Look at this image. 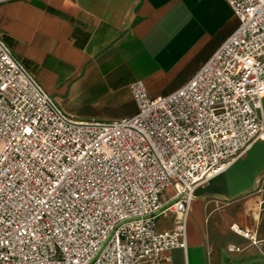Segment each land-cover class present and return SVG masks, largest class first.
I'll use <instances>...</instances> for the list:
<instances>
[{"label": "built area", "instance_id": "built-area-1", "mask_svg": "<svg viewBox=\"0 0 264 264\" xmlns=\"http://www.w3.org/2000/svg\"><path fill=\"white\" fill-rule=\"evenodd\" d=\"M226 1L238 26L199 70L156 97L133 82L137 111L116 121L64 113L0 30V264H173L187 250L198 187L264 139V0Z\"/></svg>", "mask_w": 264, "mask_h": 264}, {"label": "crops", "instance_id": "crops-1", "mask_svg": "<svg viewBox=\"0 0 264 264\" xmlns=\"http://www.w3.org/2000/svg\"><path fill=\"white\" fill-rule=\"evenodd\" d=\"M237 26L226 0H0V30L13 55L76 121L135 114L130 85L138 80L153 97L180 88ZM260 185L264 139L198 187L188 248L169 251L172 263L225 264V253L252 247L264 254L263 209L248 220L253 204L244 201ZM161 218L159 230L174 227V215ZM231 223L255 244L235 235Z\"/></svg>", "mask_w": 264, "mask_h": 264}, {"label": "rangeland", "instance_id": "rangeland-1", "mask_svg": "<svg viewBox=\"0 0 264 264\" xmlns=\"http://www.w3.org/2000/svg\"><path fill=\"white\" fill-rule=\"evenodd\" d=\"M257 190H259V191H256V192L254 191V193H248L247 195H245L244 196V201H245L246 206H247V204H250L249 203L250 201L253 204V208H252L253 210L251 211L252 214L248 217V220L255 219V216L257 214H259L261 209H263L262 224H263V227H264V203L263 204L260 203L261 200L264 199V185H260V187H258ZM209 216L210 215L208 214L205 217L206 225H208L207 221L209 219ZM163 219H165V218H160L159 221L162 222V221H164ZM244 220H247V219L244 218ZM235 225H236L235 223H231L230 230L233 233H235V235L236 234L239 235L233 228ZM237 226L240 229H243L239 225H237ZM243 230H245V229H243ZM239 236L243 237L244 240L248 241V243L253 245V239H252L253 235L250 234L249 237H244L242 235H239ZM227 246H228L229 251H231V248H234V250H238L239 249L238 247L235 246V244H229ZM224 260H225V264H248V263H251V264H264V254H262L260 252H257V249L255 247H252V248H250L247 251L242 252V253H236V252L225 253L224 254Z\"/></svg>", "mask_w": 264, "mask_h": 264}, {"label": "bare ground", "instance_id": "bare-ground-1", "mask_svg": "<svg viewBox=\"0 0 264 264\" xmlns=\"http://www.w3.org/2000/svg\"><path fill=\"white\" fill-rule=\"evenodd\" d=\"M196 197V196H195ZM235 228V230L238 232V233H242V230L241 229H239L238 227H234ZM232 249V248H231Z\"/></svg>", "mask_w": 264, "mask_h": 264}]
</instances>
